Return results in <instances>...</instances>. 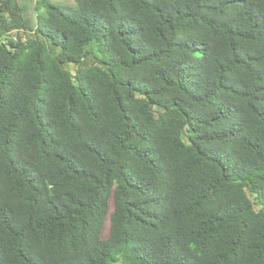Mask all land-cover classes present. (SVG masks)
<instances>
[{
    "label": "trees",
    "instance_id": "1",
    "mask_svg": "<svg viewBox=\"0 0 264 264\" xmlns=\"http://www.w3.org/2000/svg\"><path fill=\"white\" fill-rule=\"evenodd\" d=\"M0 0V264H264V0Z\"/></svg>",
    "mask_w": 264,
    "mask_h": 264
},
{
    "label": "rangeland",
    "instance_id": "2",
    "mask_svg": "<svg viewBox=\"0 0 264 264\" xmlns=\"http://www.w3.org/2000/svg\"><path fill=\"white\" fill-rule=\"evenodd\" d=\"M44 3L63 4V5H75V0H43ZM20 4L24 7L25 16L33 17L35 13L33 9V0H20Z\"/></svg>",
    "mask_w": 264,
    "mask_h": 264
}]
</instances>
